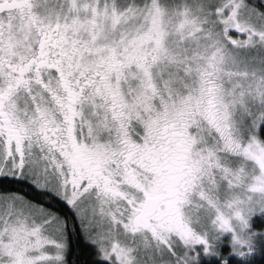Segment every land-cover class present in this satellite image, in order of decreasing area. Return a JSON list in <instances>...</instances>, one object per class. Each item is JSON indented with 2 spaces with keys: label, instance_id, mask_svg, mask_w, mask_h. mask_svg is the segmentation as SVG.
Instances as JSON below:
<instances>
[{
  "label": "snow or ice",
  "instance_id": "1",
  "mask_svg": "<svg viewBox=\"0 0 264 264\" xmlns=\"http://www.w3.org/2000/svg\"><path fill=\"white\" fill-rule=\"evenodd\" d=\"M0 264H264V0H0Z\"/></svg>",
  "mask_w": 264,
  "mask_h": 264
},
{
  "label": "trees",
  "instance_id": "2",
  "mask_svg": "<svg viewBox=\"0 0 264 264\" xmlns=\"http://www.w3.org/2000/svg\"><path fill=\"white\" fill-rule=\"evenodd\" d=\"M71 258V257H70Z\"/></svg>",
  "mask_w": 264,
  "mask_h": 264
}]
</instances>
